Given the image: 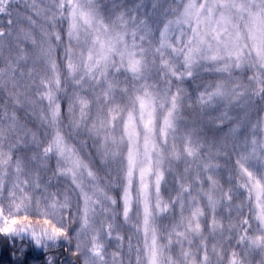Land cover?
Returning <instances> with one entry per match:
<instances>
[{
  "label": "snow or ice",
  "instance_id": "6c2138e0",
  "mask_svg": "<svg viewBox=\"0 0 264 264\" xmlns=\"http://www.w3.org/2000/svg\"><path fill=\"white\" fill-rule=\"evenodd\" d=\"M62 239L264 264V0H0V264Z\"/></svg>",
  "mask_w": 264,
  "mask_h": 264
},
{
  "label": "trees",
  "instance_id": "16d2710c",
  "mask_svg": "<svg viewBox=\"0 0 264 264\" xmlns=\"http://www.w3.org/2000/svg\"><path fill=\"white\" fill-rule=\"evenodd\" d=\"M245 75H251V71L246 72ZM58 250H59V253L61 256L60 258H62L63 256L65 257L66 254L69 255L70 252H72L71 249L70 248L67 249V247H59ZM63 250H64V252H63ZM39 251H42V249H39ZM11 259H12V255L10 252L3 251L2 249H0V260H3L6 262V261H9Z\"/></svg>",
  "mask_w": 264,
  "mask_h": 264
},
{
  "label": "rangeland",
  "instance_id": "374dc122",
  "mask_svg": "<svg viewBox=\"0 0 264 264\" xmlns=\"http://www.w3.org/2000/svg\"><path fill=\"white\" fill-rule=\"evenodd\" d=\"M74 232H75V229H72V231H71L70 234H73ZM58 243H59V247H67V249L70 248L72 252L75 250V245H74V243H73V242H70L69 240H63V239H62V240H60ZM38 250H39V248H38ZM63 252H64V250H63ZM72 252H70L69 257H68V259L64 262V264H69L70 261L73 260V257H72V255H71ZM62 254H63V253H62ZM60 257H61V256H60Z\"/></svg>",
  "mask_w": 264,
  "mask_h": 264
},
{
  "label": "clouds",
  "instance_id": "9594fccd",
  "mask_svg": "<svg viewBox=\"0 0 264 264\" xmlns=\"http://www.w3.org/2000/svg\"><path fill=\"white\" fill-rule=\"evenodd\" d=\"M251 259H252V264H261L260 256L253 254Z\"/></svg>",
  "mask_w": 264,
  "mask_h": 264
},
{
  "label": "flooded vegetation",
  "instance_id": "af4514ba",
  "mask_svg": "<svg viewBox=\"0 0 264 264\" xmlns=\"http://www.w3.org/2000/svg\"><path fill=\"white\" fill-rule=\"evenodd\" d=\"M68 257H69V255L68 254H66V256L64 257H62V259L64 260V262L68 259ZM72 263V261H70V263L69 264H71Z\"/></svg>",
  "mask_w": 264,
  "mask_h": 264
},
{
  "label": "water",
  "instance_id": "95a60500",
  "mask_svg": "<svg viewBox=\"0 0 264 264\" xmlns=\"http://www.w3.org/2000/svg\"><path fill=\"white\" fill-rule=\"evenodd\" d=\"M72 264V263H71Z\"/></svg>",
  "mask_w": 264,
  "mask_h": 264
}]
</instances>
